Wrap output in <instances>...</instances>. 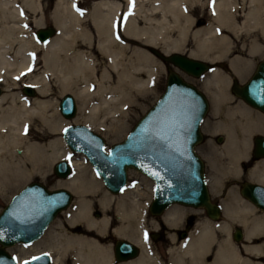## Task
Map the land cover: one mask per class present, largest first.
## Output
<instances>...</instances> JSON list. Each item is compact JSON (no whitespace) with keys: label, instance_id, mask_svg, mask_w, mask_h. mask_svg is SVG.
Instances as JSON below:
<instances>
[{"label":"bare ground","instance_id":"1","mask_svg":"<svg viewBox=\"0 0 264 264\" xmlns=\"http://www.w3.org/2000/svg\"><path fill=\"white\" fill-rule=\"evenodd\" d=\"M43 1L23 0V4L19 5L17 0H0V12L1 6L5 8L4 12H6L0 16L4 20L0 25V81L10 87L15 82V78L20 76L19 74L26 73L30 68L35 72L45 68L42 78L27 82L39 93H44L47 91L50 81L49 72L64 73L65 78L63 80L61 77L58 78L62 90H70L80 99L83 118L99 128L105 127L104 120H99L100 117L97 113L88 109L89 98L93 95V93L88 92V89L93 88L92 86L99 82L98 71L103 69V77L111 85L108 86L111 88L109 92L119 95L122 93L132 94L133 91L140 90L143 85L152 84L156 76L155 69L144 68V71L141 72V69L137 70L135 67L137 62L146 67L150 60L148 51L137 43L156 46L162 43L165 44L164 52L181 49L179 42L170 46V34L175 28L182 25L184 20L185 24L192 25L193 18L190 13L194 14V10L197 8L203 13L202 15L205 14V9L212 10L211 15L207 14V18L216 25V30L219 28L232 30L244 41L250 38L251 54L262 47L261 41L264 38V0H95L93 8L83 13L78 9L76 1L71 0L68 4V0H58L53 19L59 27V33L57 32L58 35L55 33L47 41H40L44 43L41 45H44L46 54L44 64L40 66L38 65L40 60L36 57L39 51L35 53L36 46H33L31 39L24 35L23 28L30 23L36 25L42 23L40 14L45 12ZM9 5H12V10L9 9ZM26 10L33 12L35 18L29 19L30 16L26 15ZM19 17L21 18L20 22L17 20ZM10 19L11 22H9ZM241 28L248 30V37L247 35L243 37L239 33ZM198 33L201 34V32ZM208 33H211L210 30ZM229 39L227 34H222L218 38L212 35L208 37L199 36L197 39L198 51L191 56L211 58L213 44L210 42L214 41L217 44L221 40ZM10 53L14 55L9 57L8 54ZM245 63L247 64L245 58L240 56L230 60L231 69L235 75L240 76L244 73ZM210 71L204 77L203 84L208 85V83L213 82L216 87V92L213 93L212 98L216 105V113L217 115L220 114L219 128L228 136L224 147L216 150V152L219 155L218 158L225 154L233 158L230 162L221 165L218 173L222 179L234 180V185L231 186V197H228V203L225 207L226 218L230 223H239L244 228L243 244L234 242L230 237L227 241V247L220 248L215 260L216 263L220 262L221 264H264V247L262 244L264 217L258 215L255 206L238 191L239 186H241L239 181L241 179L251 183L264 181V163L249 164L248 136L250 131H253V120L231 121L238 128L235 132L228 128V124L225 123L227 117L220 113L222 110L219 107L224 105L223 100L227 99L225 96L226 87L230 77L220 73L218 68L215 69V66ZM144 72L148 75L147 80L141 76ZM103 84V81L99 82V85L102 86ZM258 92L262 97L260 99L264 101V85L260 86ZM128 94L121 97L116 96L111 101L118 103L123 98L128 100ZM19 97L15 93L0 95V182L5 176L18 177L21 173L24 175V179H27L33 170H42L53 159L59 157L70 159L75 169L80 168V162L71 159L70 151L65 148L62 139L56 138L52 134H58L64 123L58 116L47 113L48 102L32 101L25 98L24 102L21 103L18 101ZM229 106L235 108L238 105L229 101ZM260 108L264 109V106ZM167 109L165 114L167 118L160 121V135L154 142L157 148L156 152L147 150L151 147V135L140 148L146 147L145 151L149 154L146 161L144 159L147 163L142 162L158 168L156 170H159L165 177L160 181L168 186L173 180L183 182L186 178L190 159L185 148L186 137L182 128L183 125L185 127L192 122L193 116L190 114L189 108L184 114L183 112L178 113L180 110H184V105L181 104H177L175 108L168 106ZM168 112H170L169 115ZM35 118L39 121L38 127L42 130L38 134H33V128L30 127ZM173 119L175 122L172 124ZM230 119H234V117L231 115ZM48 139H50L49 142L45 143ZM12 143L24 147L25 156L32 162L31 170L23 163H13L12 158L5 154V147ZM86 144L91 146L92 142L86 141ZM140 150L131 152L136 156ZM151 150L153 149L151 148ZM81 154L88 159L85 153L82 152ZM5 169L10 170V174L3 171ZM109 172L112 173L110 170ZM191 172L193 175L192 168ZM72 175L63 184L68 186V189L71 188V191H75L79 200L76 206L72 208L69 224L73 225L76 219L82 220L89 230L88 232L95 233V236L89 234L68 235L63 232L50 233L52 237L59 240L58 245L62 246L58 248L52 246L48 249L53 257L52 264H59L67 250L72 252L76 264H117L113 261V254L109 247L102 246L98 238V235L102 234L108 227L109 218L106 212L115 209L114 201L116 200V208L119 210V214L117 217L118 225L114 230L117 234L122 235L129 232L127 229H130L129 225L132 222L141 228L143 206L134 198L129 199L127 197L132 190L125 191L119 196L108 192L110 189L104 185L101 176L96 171L93 173V179H89V181L92 180L91 183L84 178L82 173L77 172ZM109 176L115 177L111 174ZM176 176L178 177L176 178ZM153 181L155 182V180ZM104 187L108 190H104ZM179 188L181 189V186ZM263 189L264 187H258L255 184L246 185L245 194L250 198L257 197L258 192ZM159 192L160 195L161 192L168 193L167 188L160 186L156 191L155 184L156 198H158ZM95 196H98L97 201L104 209L100 219L93 216L91 208L92 204L96 202L93 200ZM254 199L260 205L251 200L259 207L264 208V203L255 197ZM25 202L27 201H24L23 209L18 212L17 216L13 215L18 219L17 222L21 226H26V216H34L33 207ZM147 259L143 251L139 258L120 264H150Z\"/></svg>","mask_w":264,"mask_h":264},{"label":"water","instance_id":"2","mask_svg":"<svg viewBox=\"0 0 264 264\" xmlns=\"http://www.w3.org/2000/svg\"><path fill=\"white\" fill-rule=\"evenodd\" d=\"M54 33L55 28L51 25H47L37 28L35 36L41 41H46L52 37ZM151 50L163 60L171 62L182 71L195 77L201 76L214 66V64L207 60L195 58L181 52L175 51L165 54V52L163 53L153 47ZM233 81L237 82L236 79ZM262 85H264V56L257 62L251 76L244 82L242 87L236 89V92L250 105L262 107L264 106V101L261 100L262 97L258 92ZM23 91L27 95H34L37 92L33 86L28 84L23 86ZM1 92L2 88L0 87V94ZM177 104L184 105V110H180L178 113L183 112L184 114L187 108H189L190 114L193 116L192 122L185 126L186 129L184 125L182 128L183 134L185 132V148L190 159V166L183 182L173 180L172 183L167 186V184L160 181V179L165 178L164 174L159 170L158 172L156 170L158 168L145 164L147 163L145 161L149 154L145 151L146 147H140L148 141L151 135V147L150 149L147 148V150L153 153L156 152L157 148L154 142L157 141L160 135V121L167 118L165 114L168 111V106L175 108ZM208 108L209 101L205 93L194 83L187 81L177 71L169 67L165 87L160 96L136 120L122 140L114 142L109 146V151H105L104 149L105 138L86 124L74 123L64 126L62 137L71 150L83 152L88 156L89 162L97 174L101 176L105 186L114 192L123 188L127 178L128 168L137 169L155 180L156 191L158 186L167 188L168 193L164 194L161 192L162 194L160 195L159 192L158 198H156L154 185L153 198L151 201L152 211H157L158 208H163L174 202L193 206L204 205L209 211H212L213 206L209 201L207 180L204 172V161L196 150V145L203 137L201 121L206 115ZM58 109L64 117H74L77 113L75 96L69 92L64 93L59 99ZM169 113L170 112H168V115ZM174 122L175 120L173 119L172 124ZM86 141H91L92 145H87ZM151 148L153 150L155 149V151L151 150ZM139 149L141 150L136 156L132 154L131 151H137ZM191 168L193 169V175ZM109 170L113 174L110 173ZM53 171L58 177H67L71 171L69 161L66 159L57 161L53 165ZM110 174L115 175V177H110ZM177 177L178 176H176V178ZM180 186L181 189L179 188ZM71 198L72 193L68 188H48L38 180H32L26 183L15 192L0 210V264H50L51 257L46 252L40 253L30 260L18 263L15 257L7 250V247L18 242L29 243L40 237L56 214L70 204ZM251 199L255 201L256 204H259L254 197H251ZM24 201H27L25 203L33 207L34 216H26V226H21L17 222L18 219L13 215L17 216L18 212L23 209L22 205ZM240 238L241 230L237 229L235 232V239L239 240ZM122 243H126V246H115L114 248L115 258L120 260L136 255V250H133V252L128 255H122L121 253L124 249L131 248V246H128L127 241H122ZM37 257H39V259H35Z\"/></svg>","mask_w":264,"mask_h":264},{"label":"rangeland","instance_id":"3","mask_svg":"<svg viewBox=\"0 0 264 264\" xmlns=\"http://www.w3.org/2000/svg\"><path fill=\"white\" fill-rule=\"evenodd\" d=\"M58 0H44L43 3L45 5V12H42L40 14L42 23L39 25H36L35 23H30L27 27L23 28L24 31V35L27 36V38H30L33 46L35 47V53L37 51L36 57L37 59H39V64L40 66H42L44 64V59H45V50H44V45L42 46L41 44H44L42 42H40V40H38L35 36V30L41 26H47V25H51L55 28V32L59 33V27H57V25L54 22L53 19V13L55 11V7H56V2ZM71 0H68V4L70 3ZM77 2V6L78 9H80L83 12L91 10L93 8L94 2L95 0H74ZM17 3L19 5L23 4V0H17ZM69 6V5H68ZM9 9L11 8L12 10V5L8 6ZM4 9L1 6V12H0V16L4 15L6 12H4ZM211 9L207 8L205 9V14L202 15L203 13L201 11H199V8H197L196 10H194V14L190 13L192 15L193 18V24L192 25H188L185 24V20L183 21L182 25L178 26L177 28H175L172 32V34H170V46H173L174 44H176V42H179V45L181 46V49L177 50L176 52H181L184 54H188L189 56H191L194 52L198 51V45H197V39L199 36H204V37H208L210 35H212L213 37H220L222 34H227L230 39L229 40H221L219 43L217 42H210L213 44V48H212V56L211 58H203V57H198V56H192L195 58H199V59H203V60H207L209 62H214V66L215 69L218 68L220 73H223L225 75H227L228 77L231 78V76H234L235 78H237L238 82L241 81H245L253 72L256 63L263 57L264 55V38H262L261 41V45L262 47L255 51L253 54L250 53V49H251V45L249 43V40L244 41L241 40L240 36H238V34H235L232 30H228L226 28H219L218 30H216V25L212 24L211 21L207 18V14L211 15ZM26 15H29V19H34L35 18V14L29 10L25 11ZM4 19V18H3ZM19 22L21 21V18L19 17L17 19ZM2 22H4V20H2L0 18V25L2 24ZM9 22H11V19L9 20ZM183 29H180V28ZM167 29H172V28H167ZM210 30L211 33H208ZM183 31H184V35H183ZM208 31V32H207ZM198 32H201V34H199ZM57 33V35H58ZM239 33L245 37L248 34V30L246 28H241ZM56 35V36H57ZM55 36V37H56ZM249 35H247L248 37ZM197 38V39H196ZM51 41V40H50ZM49 41V42H50ZM48 43V42H46ZM139 46H142L143 48H145L148 53L150 54V60L149 62L146 64V67H143L139 64V62L136 63L135 67L137 70L141 69L143 72L144 68H148L153 70V68L155 69L156 72V76L152 82V84L150 85H143L142 88L137 89L135 91L132 92V94H128L129 95V99H125L123 98L122 101L118 102V103H112L111 100H113V98L117 97H121V96H125L127 94L122 93V95L120 94H116L113 92H109L110 91V84H108V82L106 81V79L103 77V69L98 71L97 74V78L99 82H104V84L101 86L99 85V82L94 84V86H92L93 88L88 89L89 93H93V95L89 98V107L88 109L90 111H94L97 113V115L100 117L99 120H104L105 122V127L104 128H99L97 125H94L90 122H87L82 114H81V101L79 98L76 97V95L70 91V90H62L61 88V84L60 81L58 80L59 77H61V79L63 80L65 78L64 73H52L49 72V78L50 81L48 83V89L46 92L44 93H39L38 91L34 94V95H27L23 90L22 87L24 84H27V82L29 80H34V79H38V78H42L44 76L45 73V68H41L40 71H33V69L30 68V70H27L26 73L24 74H19L20 76H17V78H15V82L10 85V87H8L4 82L0 81V87L2 88V92L1 94H6V93H15L17 95H19L20 97L18 98L19 102H24L25 98H28L29 100H40V101H47L48 102V110L47 113L49 114H54L56 116H58L62 121H63V126L61 127V129L59 130L58 134L52 133L56 138H61L62 142L65 144V148L69 149L70 154H71V159L73 160H77L78 162H80V168L78 169H74V173H82L84 174V178L88 179V182L91 183V181H89V179H93V173L94 170L92 169V165L89 163L88 159L85 157V155L81 154L80 152H75L72 151L68 145L65 143L63 137H62V130L63 127L68 125V124H73V123H83L86 124L87 126H89L90 128H92L94 131L98 132L99 134H101L105 140H106V145H110L113 142L119 141L121 140L125 134L128 132V130L133 126V124L136 122V120L155 102V100L158 98V96L160 95V93L162 92V90L164 89L165 86V82H166V76H167V72H168V68L170 67L171 69L177 71L183 78H185L186 80L194 83L195 85H197L200 89H202L205 94H207V97L209 98V102H210V110L208 112V114L206 115V118L203 122V130H204V136L205 139L203 140L202 143H200L197 146L198 152L201 153V155L205 158L206 162H209L210 164L213 163V161L216 159H218V153L216 152V150L218 149H222L224 147V143L218 141L215 139V136L220 135V136H224L223 132H221L222 130L219 128V122H220V116L216 117L214 116L216 114V105L215 102L213 100V93L216 92V87L213 84V82L208 83V85L203 84V80L204 77L209 74L211 71L206 72L205 75L201 76V77H194L191 76L187 73H185L184 71H182L181 69H179L178 67H176L175 65H173L171 62L165 61L163 60L160 56L156 55L151 48H156L157 50L161 51L164 53V45L165 44H158L156 45H150L147 43H137ZM41 45V46H40ZM171 52H175V51H170V52H165V54H169ZM9 57H12L14 54L10 53L8 54ZM236 56H240L242 58H245V60L247 61V64L245 63V67H244V73L242 75H235V73L233 72V70L231 69V65H230V60L232 58H235ZM250 62V63H249ZM219 63H223L224 66L226 68H228V70H226V68L224 66H219ZM218 65V66H216ZM101 68V67H100ZM148 73V71H147ZM144 79L147 80L148 75L142 73L141 75ZM242 77V78H241ZM100 88H102L100 90ZM100 90V91H98ZM71 93L75 96L76 99V103H77V113L74 117L72 118H66L64 117L58 110V102L59 99L61 98V96L64 93ZM106 92H109L108 94H106ZM105 94V95H104ZM215 108V110H214ZM219 109H221V107H219ZM35 118V120L33 121V123L30 125L31 128H33L32 133L33 134H38L41 133L42 130L38 127V123L39 121ZM36 121V122H35ZM41 126V125H40ZM33 136V135H32ZM35 140V139H34ZM50 139H48L46 142H49ZM13 144V143H12ZM12 144H7V146L4 148L5 150V154L7 156H9L10 158H12L13 163L16 164H20L23 163L27 166V168H29L30 170L32 169V162H30L28 160V158L25 156V151H24V147L22 145H12ZM211 152L213 153V155H210ZM210 153V154H209ZM217 153V155H216ZM62 158H56L55 160L53 159L52 162L47 165L46 167L44 166V168L41 169H35L33 170L32 174L30 177H28L27 179H24V175L19 174L18 177H12V176H5L3 177V181L0 182V210L1 208L4 206V204H6V202H8V200L10 199V197L17 192L24 184H26L27 182L31 181V180H39L42 183H44L46 186H48L49 188H56V187H66L65 181L68 180L70 177H68L67 179L58 177L57 175H55V173L53 172V165L61 160ZM68 159V158H66ZM70 160V159H69ZM71 161V160H70ZM5 172H8L10 174V170H3ZM2 171V172H3ZM13 171V170H12ZM44 173V174H43ZM73 173V175H74ZM129 175V179L133 180H139L141 183L142 182V187H144L145 184H149L150 180L149 177L145 176L144 174L140 173L137 170L134 169H129L128 171ZM72 175V176H73ZM98 178V177H97ZM137 184V183H136ZM135 187V186H134ZM66 188H69L68 186ZM71 190V188H70ZM73 193V200H72V206L70 208H65L63 210H61L60 212H58V214L56 215V218L54 219V222L51 223V225L49 226V228L47 229L46 233L44 234V236L42 237V239H39V241L37 240V244L35 246H37L34 250H41V249H45V248H50V247H62L61 245H58V241L56 239V237H52L50 235V233H59V232H63L66 233L68 235H84V234H89L92 236H95V233H91L88 232L89 230L85 227V225L83 224L82 220H78L76 219L73 222V225L79 223L81 228H83L85 231L83 233H75L72 229V225L69 224V220L72 217V208H74L79 200V197L77 195V193H75V191H72ZM124 194V193H123ZM130 195V194H129ZM132 195H139L141 196V193H137L135 190L133 191ZM142 197V196H141ZM98 196H95L93 200H96V202L94 204H92V212H93V216L97 219H100L103 215V208L100 206L99 207V202L97 201ZM132 198V197H131ZM145 196L142 197V199H144ZM141 199V198H140ZM140 205L143 206L142 202H140L139 199H135ZM98 207L101 208V216L96 215L94 213V211L97 209ZM114 211L110 210L106 212L109 221L111 220V216L113 215ZM112 222V220L110 221ZM68 223V224H67ZM60 224V225H59ZM231 224H238L239 227H241L244 231L243 225H240L239 223H231ZM80 230V229H79ZM78 230V231H79ZM82 232V231H81ZM234 242H239V240H236ZM17 246H20V244H15L13 246H9L7 249L8 251H10L13 254L17 253ZM33 246V247H35ZM66 247V246H65ZM71 247V246H68ZM109 247V250L112 251V247L111 246H107ZM55 250V249H54ZM31 250H26V251H21L20 256L24 257V254H27L28 252H30ZM55 252V251H54ZM56 253V252H55ZM71 253V254H70ZM113 254V253H112ZM76 264L75 261L73 260V256H72V252L70 250H67L62 258V261L59 264Z\"/></svg>","mask_w":264,"mask_h":264},{"label":"flooded vegetation","instance_id":"4","mask_svg":"<svg viewBox=\"0 0 264 264\" xmlns=\"http://www.w3.org/2000/svg\"><path fill=\"white\" fill-rule=\"evenodd\" d=\"M226 70H228V68H226ZM233 79L234 76H231L229 83H227V92L225 95L227 99L223 100V103H225L222 105L223 108L221 106L222 111L220 113L227 117V119H225V123L228 124V128L231 129L232 132L233 130L235 132L238 128H236L235 124L231 121L236 120V122H242V120H244L245 122L248 119L253 120V131H250V133L248 132V150L250 151V154L248 155V158H250L249 164L256 162L264 163V109L254 107L241 98L237 94L236 89L242 87L244 85V81L234 82ZM229 101L232 104L237 103L238 106L230 108L231 104L229 106ZM210 108L211 106L209 102V110ZM231 115L234 119H230ZM214 116L219 117L220 114L217 115L216 113ZM205 118L206 116L201 123L203 137L197 146L205 139L202 127ZM223 134L224 136H215V139L225 145L228 140V136L226 132H223ZM210 155H213V153L211 152ZM231 159L233 158L230 155H220L217 160L215 159L213 163L210 164L209 162H206L203 157L209 201L213 206L212 211H209L204 205L193 206L176 202L170 203L157 211H152L151 200L155 185V182L152 179L149 184H145L144 187H142V182L139 183L140 181L136 179L130 180L128 177L125 182V186L121 191L111 192L106 188L108 192L117 196L123 194L125 191L132 190L131 193H129L130 195H127V197H129V199L131 197L134 199L137 198L143 204L141 228L132 222V224L129 225L130 229H127L129 232L120 235L114 230V228L118 225L117 217L119 214V210L116 208L117 202H115L116 200L114 201L115 209L113 210L114 213L111 216L112 222H110V220L108 222L107 229L102 234L98 235L102 246L112 247L113 261L117 264L129 262L139 258L144 251L150 264H221L220 262L216 263V254L219 252L221 247H227V241L230 237L233 241H236L235 232L237 229L241 230V239L237 243L243 244L244 238L243 229L239 227L238 224H231L230 221L227 220L225 213V207L228 203V197H231V186L234 185V180L228 178L222 179L220 175H218L219 167L224 163L230 162ZM239 181L241 184L238 189L239 193H241L255 206L258 215L264 217V208L256 205L251 198L245 194L246 185L255 184L264 187V181H255L253 183L243 179ZM106 189L104 187V190ZM134 190L137 193H141V196H145V198L142 199L139 195H132ZM254 197L261 203H264V189L258 192L257 197ZM73 198L74 196L72 197V200ZM72 200L68 208L72 206ZM100 206L101 205L99 204V207ZM99 207L98 210L96 209L94 211V213L101 216V208ZM72 228L75 233H83L85 231L81 228L79 223L72 225ZM47 229L39 238L31 241L30 243H19L20 246H17V253L15 255L20 263L42 251H49L48 248L41 249L39 251L34 250L37 247L35 246L37 244L36 241L42 239ZM122 241H127L128 246H131L130 249H124L122 251V255H128L133 252V250H136L135 256L120 260L115 258V246H126V243H122ZM262 244L264 247V237ZM26 250L31 251L24 254V257L20 256L21 251Z\"/></svg>","mask_w":264,"mask_h":264},{"label":"snow or ice","instance_id":"5","mask_svg":"<svg viewBox=\"0 0 264 264\" xmlns=\"http://www.w3.org/2000/svg\"><path fill=\"white\" fill-rule=\"evenodd\" d=\"M146 238H147V234H146ZM35 259H39V257L35 258Z\"/></svg>","mask_w":264,"mask_h":264}]
</instances>
